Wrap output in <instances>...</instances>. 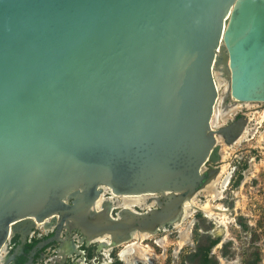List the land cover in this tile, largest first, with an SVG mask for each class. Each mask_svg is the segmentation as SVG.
<instances>
[{
    "label": "water",
    "instance_id": "obj_1",
    "mask_svg": "<svg viewBox=\"0 0 264 264\" xmlns=\"http://www.w3.org/2000/svg\"><path fill=\"white\" fill-rule=\"evenodd\" d=\"M245 104L264 111V0H0V264L14 238L52 233L25 264L74 240L106 259L205 215Z\"/></svg>",
    "mask_w": 264,
    "mask_h": 264
},
{
    "label": "rangeland",
    "instance_id": "obj_2",
    "mask_svg": "<svg viewBox=\"0 0 264 264\" xmlns=\"http://www.w3.org/2000/svg\"><path fill=\"white\" fill-rule=\"evenodd\" d=\"M220 88L224 89L219 86ZM259 107L250 105L244 111L250 119L248 137L229 149L223 147L221 150L224 157V160L221 158V165L228 162L229 166L217 184L220 200L200 196L197 198L201 204L196 203L199 207L209 202L213 207L221 206L227 210L226 224L217 226L205 215L197 213L179 226L150 236L142 245L147 247L151 255V264H189L185 261L186 257L195 254L199 247H207L210 242H216L207 253V258L212 263L247 264L257 256V264H264V112L262 115L256 113L259 112ZM225 177L227 181L222 187ZM104 195L107 194L104 193L103 198ZM184 234L187 237L183 240L181 237ZM93 247H88L91 260L86 256L88 253L83 254L86 257L84 264H103L104 258L94 254ZM120 250L122 246L109 251L106 259H111L113 264H124L119 256V260L116 258ZM93 259L96 261H92Z\"/></svg>",
    "mask_w": 264,
    "mask_h": 264
},
{
    "label": "flooded vegetation",
    "instance_id": "obj_3",
    "mask_svg": "<svg viewBox=\"0 0 264 264\" xmlns=\"http://www.w3.org/2000/svg\"><path fill=\"white\" fill-rule=\"evenodd\" d=\"M238 117L239 116H236V118H238ZM226 181H227V177H226ZM225 184H226V182H225ZM206 208L209 209L208 207H206ZM215 208H217V207H215ZM212 213H213L212 208L209 209V211L204 212L206 218L213 221V217L211 215ZM50 237H52V233L51 234L50 233L42 234V235L40 234L39 236L32 238L33 240L28 238L27 244H23L22 242H20L18 240V238H14L11 240V242L7 246L8 256H11L14 258V264H25L27 262V260L30 258V254H32L31 253L32 248L35 245H37L38 243L40 244V243L46 242ZM78 238L80 239V237H78ZM73 243H74V248L72 250V253H70V257H68V256L66 257V255H65L64 262H61V264H82V261L86 262L85 261L86 257H85V255H83L85 253L86 254L88 253L86 256L90 259L91 255L88 252L89 251L88 248H85L83 244H79L75 240ZM60 250H62V251L63 250L68 251L69 250V245L67 244V242L62 243V244L56 243V242L55 243L50 242L49 244H47V246L44 245L41 250H39L35 253V255L33 257L32 264H45V262H52V261L54 262L53 264H57V262H59L60 260H63L61 255H60L61 254ZM122 250H120V252ZM56 251H57V253H56ZM120 252L118 253V256H119ZM80 254L82 255V257L80 256ZM106 254L107 253L104 254L105 257H107ZM112 262L113 261L111 259L110 260L104 259L103 264H113Z\"/></svg>",
    "mask_w": 264,
    "mask_h": 264
},
{
    "label": "bare ground",
    "instance_id": "obj_4",
    "mask_svg": "<svg viewBox=\"0 0 264 264\" xmlns=\"http://www.w3.org/2000/svg\"><path fill=\"white\" fill-rule=\"evenodd\" d=\"M219 77H217V81H216L217 88H219V86L220 87H224V89L221 90V91L222 92L227 91V93H228V85H227L226 81L221 77V75ZM220 99L221 98L219 97V101H220ZM250 105H256V104H245L246 107H248ZM240 107L241 106H238L236 109H238ZM263 112L264 111L261 110V111L256 112V113L262 115ZM216 115L218 116V119H220L221 115H223V122H225L227 119L232 118V116H233V114H231L229 112H226V111H224L222 113H220V111H219V112L216 113ZM248 131L249 130L246 129L245 132L243 133V135L241 136V138L236 143H238L242 139H246V137H248V134H249ZM226 148L229 149V147H226ZM228 149H226V150H228ZM226 150H225V153H227ZM221 158H222V160H224V157H221ZM228 166H229V163L227 162V164H224V166H222L221 172L225 171L228 168ZM225 182H226V177H225L224 181L222 182V187H224ZM103 193L106 194V191L104 190ZM207 193L210 194V197L212 199L220 200V192H218V191L217 192L216 191L215 192L214 191L213 192L210 191V192H207ZM134 197H140V196H134ZM111 198L115 199L114 196H111ZM122 198H133V196H130V197H126V196L125 197H121L120 198V201H117L116 200L119 205H121ZM103 199L104 198L102 196L97 201L96 206H95V208L97 210L99 209V207H98L99 203L103 202ZM194 206L195 207H198L203 212H207V211H209V209L212 208L213 209V213L211 215H212L213 221L216 223V225L217 226H220V224H223V225L226 224L225 219H226V214H227L226 212H227V210H225L223 207H221V206H216L217 208L212 207L209 202L204 203V205L201 206V207L197 206L196 203L194 202ZM133 207H136V206L135 205H129V206H125V207H117V208H113L112 211H114V210H116L118 208L131 209V211H132V208ZM150 207H152V206H147L144 209H148ZM206 207H208L209 209H207ZM136 208H138V207H136ZM186 237H187L186 234H184V235H182L181 239L184 240ZM148 238H149V236L142 235V236L139 237L140 242H137L135 244L134 243L133 244H129L128 246H124L123 247L124 249L122 248L123 250L119 254V257H120L121 261L124 264H137L139 262H146L147 264H151V262H150V256L151 255L149 254V251L147 250V247H144L142 245L143 241L147 240ZM180 244H182V243H180ZM144 249H146V250H144ZM105 253H107L106 256H108V251L107 250H104V254Z\"/></svg>",
    "mask_w": 264,
    "mask_h": 264
},
{
    "label": "trees",
    "instance_id": "obj_5",
    "mask_svg": "<svg viewBox=\"0 0 264 264\" xmlns=\"http://www.w3.org/2000/svg\"><path fill=\"white\" fill-rule=\"evenodd\" d=\"M215 243L216 242H210L209 245L205 248L199 247L197 252L193 255L187 256L185 261H187V263L189 264H215L207 258L208 249H210V247L213 246ZM257 261L258 257L255 256V259L247 264H257Z\"/></svg>",
    "mask_w": 264,
    "mask_h": 264
},
{
    "label": "crops",
    "instance_id": "obj_6",
    "mask_svg": "<svg viewBox=\"0 0 264 264\" xmlns=\"http://www.w3.org/2000/svg\"><path fill=\"white\" fill-rule=\"evenodd\" d=\"M108 257V256H107ZM92 261H96L95 259H93ZM92 261H91V263H92ZM104 261V260H103ZM85 262L84 261H82V264H84Z\"/></svg>",
    "mask_w": 264,
    "mask_h": 264
},
{
    "label": "built area",
    "instance_id": "obj_7",
    "mask_svg": "<svg viewBox=\"0 0 264 264\" xmlns=\"http://www.w3.org/2000/svg\"><path fill=\"white\" fill-rule=\"evenodd\" d=\"M133 209L136 210L135 208H133ZM33 234H34V235H37L38 233L34 232ZM108 256H109V255H108Z\"/></svg>",
    "mask_w": 264,
    "mask_h": 264
}]
</instances>
